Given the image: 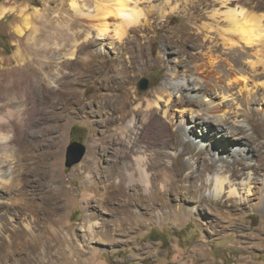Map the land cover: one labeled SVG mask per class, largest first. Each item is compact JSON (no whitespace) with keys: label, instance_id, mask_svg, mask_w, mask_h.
<instances>
[{"label":"rangeland","instance_id":"obj_1","mask_svg":"<svg viewBox=\"0 0 264 264\" xmlns=\"http://www.w3.org/2000/svg\"><path fill=\"white\" fill-rule=\"evenodd\" d=\"M73 1L84 10V15L72 7ZM136 1L130 0L131 5H135ZM165 1L153 0L155 4ZM191 1L199 0H188V4ZM96 2L0 0V14L8 8L6 15L0 18V85L8 82L12 90L9 93L0 90V103L14 111L10 126L2 131L5 135L0 138L7 137L11 141L14 139L13 125L20 127L16 141L8 148L0 149V264H264V148L260 157L254 156L252 163H248L261 165L257 173L252 169L244 170L240 164L232 167L242 171L243 177L252 172L259 179L254 183L257 197L249 203L241 198L228 200L227 195L221 200L215 199L209 196V189L201 190L190 199L183 198L181 193L184 190L180 189L178 195L169 194L166 199L157 200L155 195L143 193L141 186L126 187V194L103 203L99 202L100 196L91 188L83 197L87 188L94 186L87 181V173L96 181L95 189L101 193V188L106 184V169L111 162L119 161L120 135L115 133V129L121 126L122 121L112 110L105 116H89L90 107L80 110L76 102L62 101L57 95L49 97L51 100L43 96L39 99L31 74L34 67H39L37 60H33L37 52H43L45 47L49 50L59 48L62 42L59 35L56 37L58 40L54 38L45 42L49 35L56 33L57 28L67 31L72 28V31L81 30L84 33L76 44L81 43L78 47L73 43L67 48L75 50L78 55L85 41L96 39L94 29L89 28L92 24L100 23L101 18L96 15ZM168 2L171 6H182L186 0ZM137 5L143 9L149 3L142 0ZM239 6L264 12V0H238L229 6H223L219 0H204L198 14L206 16L207 12L218 10L223 15L228 8ZM87 13L91 16H86ZM169 14L165 19L155 16L149 21L155 27V31L150 32L151 36H155L150 48L153 57L165 51L164 39L174 28L189 22L176 11L171 13L169 9ZM106 19L109 25L108 41L114 40V27L125 18ZM205 22L208 20L199 24ZM84 24H88V27ZM21 32L25 35L22 36ZM69 37L71 35L67 34L65 39ZM39 41H42L43 47L37 46ZM179 46L182 50L174 45L170 50L176 52L175 57L180 61H188L186 53L192 52V49L187 45ZM88 50L91 52L89 55H94L99 52L100 46L93 45ZM19 53L25 55L27 60L31 57L34 64L17 61L16 55ZM113 53L114 50L106 55L100 53L95 60L98 69L89 82L85 79L80 84L62 85L64 91L74 92L78 99L84 100V104H89L88 98L92 94L103 93L98 86L111 65ZM167 57L173 59L174 55L166 54L165 57L163 54L162 62L153 60L152 66L133 84V90L145 95L159 87L168 71ZM62 64H56L61 68V75L72 74V70ZM178 69L182 72L183 65ZM145 79L148 80L147 90L141 89ZM257 85L256 90L264 93V78ZM25 87L29 88L28 95L19 90ZM21 109L26 111L24 115L20 114ZM196 109H200L199 105ZM110 116L117 118L114 123L108 121ZM254 119L263 123L260 115H255ZM142 122L143 118H140L138 127L144 125ZM146 125L149 126L146 133L149 139L145 140V144L164 151L172 130L164 131L159 118ZM218 129V126H214L213 130ZM189 139L199 144L200 149L203 147L201 151L192 145L194 160H190L192 154L182 157L184 161H190L195 170L198 167L196 162L202 158L210 161V155L206 150L208 146L203 145L200 139ZM74 141L84 143L87 152L79 164L67 168V148ZM131 141H135L133 134ZM221 142L227 143L225 140ZM255 145H264V134ZM232 148V153H237L235 147ZM182 149L179 146L175 152L180 153ZM234 159L233 156L228 157L231 163ZM156 163L160 164V160L156 159ZM175 169L176 173L182 174V182L190 172L180 163ZM192 183L179 184L184 187ZM198 184L201 182L198 181ZM156 189L160 191L161 185L158 184ZM136 193L145 201V206L154 207L151 214L134 201H138ZM158 198L163 199L161 196ZM26 203L35 206V213L25 210ZM118 206L123 207L120 214L117 213ZM121 223L123 228L119 225ZM90 231L96 232L93 239H89ZM59 236L68 238L72 245L57 243ZM71 251L76 252V257L70 256Z\"/></svg>","mask_w":264,"mask_h":264},{"label":"bare ground","instance_id":"obj_2","mask_svg":"<svg viewBox=\"0 0 264 264\" xmlns=\"http://www.w3.org/2000/svg\"><path fill=\"white\" fill-rule=\"evenodd\" d=\"M138 1L142 0H137L132 6L130 0H97L96 15L101 18L100 23L89 27L94 29L96 39L85 41L80 49L81 54L78 55L75 50L70 51L67 48L73 43L76 46L84 33L81 30L72 31V28L68 31L57 28L56 33L49 35L45 42L59 35V40L62 41L59 48L52 51L45 47L43 52H37V56L32 57L39 65L32 69L31 74V79L35 82L33 87L39 99H42V96L44 99H50L52 95H57L62 101L76 102L80 105V110L90 107L89 116H105L112 110L122 121L121 126L115 129V133L120 135L121 156L117 163L111 162L110 167L106 169V184L101 188L103 193L95 189L96 181L87 173V181L94 186L88 187L83 197H86L91 188L100 196L99 202L103 203L126 194V187L129 189L141 186L143 193L153 194L157 200H164L169 194L178 195L180 189L184 190L181 195L185 199L193 198L201 190L209 189V196L215 199L221 200L227 195L228 200L241 198L247 199L249 203L257 197L254 193V183L259 179L254 177L252 172L243 177L242 171L232 167L240 164L244 170L252 169L257 173L261 166L248 163L250 164L254 156L260 157L264 148V145H255L264 134V93L260 94L256 90L259 87L257 83L264 78V12L251 11L239 6L228 8L223 15L220 11L213 10L207 12L206 16H201L198 13L204 0L191 1L189 4L186 0L182 6L177 4L171 6L169 0L157 4L154 2L159 0L154 2L147 0L149 5L143 9L137 5ZM219 1L223 6H229L238 0ZM72 7L77 13L84 15V10L76 1L72 2ZM169 9L171 13L176 11L189 22L174 28L164 39L167 47L165 51H160L153 57L150 48L155 36H151L150 32L155 31V27L149 21L155 16L158 19L167 18L170 15ZM7 12L8 8L3 9L0 18ZM85 15L91 16L89 13ZM121 16L125 20L114 27L113 38L116 39L108 41L110 36L106 17ZM203 20L208 22L199 24ZM87 25L85 26L88 27ZM194 29L197 30L196 33L193 32ZM67 34L71 37L65 39ZM21 35L25 34L21 32ZM85 38L87 40L89 35ZM100 38L103 40L99 41ZM180 44L192 49V52L186 53L188 61L185 59L180 61L175 57L176 52L170 50L173 45L182 50ZM93 45L100 46V50L97 53L93 52L94 55H89L91 52L88 48ZM37 46L43 47L42 41H39ZM112 50L114 56L111 57V65L98 86V90L103 93L92 94L88 98L89 104H84V100L78 99L74 92L64 91L63 86L80 84L85 79L89 82L98 69L95 65L96 58L100 53L106 55ZM163 54L165 57L166 54H173L174 57L164 58L169 65L160 86L145 95L133 90V84L139 76L152 66L153 60L162 62ZM16 59L19 62L32 63L31 57L27 60L21 53L16 55ZM56 64L68 66L72 74L62 76L61 68ZM182 65L181 72L178 68ZM7 77L6 75L5 80ZM257 77L259 79L256 80ZM10 86L7 82L4 86L0 85V90L12 92ZM19 90L26 95L29 94L27 87ZM197 105L200 109H196ZM4 107L0 103V136L5 135L2 131L10 126L14 116L13 109ZM25 113L24 109L20 110L21 115ZM255 115H260L263 123L257 122L254 119ZM117 118L110 116L108 121L114 123ZM140 118H143L144 125L138 127ZM157 118L163 124L164 131L172 130L163 148L164 151L152 149L145 144V140L149 139L146 134L149 126L146 124ZM214 126H218L219 129L214 131ZM13 127L14 139H11V142L6 139L7 137H1L0 149L8 148L20 135V127L17 125ZM132 134L135 135L134 142L131 141ZM190 137L200 139L203 145H207L206 150L210 155V161L206 158L198 160L196 162L198 167L195 170L190 161H184L182 157L192 154L189 157L190 160H194L195 152L192 145L201 151L203 147L200 149L199 144L191 141ZM220 139L227 143H222ZM179 146L183 149L176 153ZM233 146L237 153H232ZM93 147L95 148V145ZM92 151L94 153L93 149ZM231 156L235 157L232 163L228 161V157ZM156 159L160 160V164L156 163ZM179 163L182 168L189 169L190 172L183 182H193L191 186H180L179 183H183L180 180L182 174L176 173L175 169ZM198 181L201 184H198ZM158 184L161 185L160 191L154 190ZM158 196L163 199H159ZM137 198L138 201L137 199L134 201L151 214L154 207L145 206V201L140 195ZM131 201L132 199L130 204ZM122 208L120 207L117 213L120 214ZM25 210L35 213V206L26 203ZM118 221L122 222L120 219ZM119 225L123 228L122 223ZM95 236L96 232L90 231L89 239ZM57 239V243L72 245L68 238L59 236ZM70 256L76 257V252L71 251Z\"/></svg>","mask_w":264,"mask_h":264},{"label":"water","instance_id":"obj_3","mask_svg":"<svg viewBox=\"0 0 264 264\" xmlns=\"http://www.w3.org/2000/svg\"><path fill=\"white\" fill-rule=\"evenodd\" d=\"M148 80L145 79L141 85V89L147 90ZM87 152V147L84 143L74 141L67 148V159L66 167L72 168L73 166L79 164L85 157Z\"/></svg>","mask_w":264,"mask_h":264}]
</instances>
